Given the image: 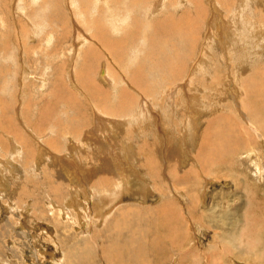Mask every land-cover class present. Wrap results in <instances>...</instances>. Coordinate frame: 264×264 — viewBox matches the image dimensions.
<instances>
[{
  "label": "rangeland",
  "instance_id": "1",
  "mask_svg": "<svg viewBox=\"0 0 264 264\" xmlns=\"http://www.w3.org/2000/svg\"><path fill=\"white\" fill-rule=\"evenodd\" d=\"M80 1L0 0V95L7 104L3 113L0 109L1 126L5 128L7 115L12 132L15 127L23 131L19 125L26 119L35 130L26 128L23 137L17 136L25 152L11 157L13 173L8 168L0 173L6 182L5 189L0 187V204L11 203L0 209V264H264V137H255L247 125L262 127L264 136V5L257 7L264 0ZM112 16L120 20L114 22ZM96 21L100 28L106 26L101 29L105 35ZM94 36L115 50L112 55L104 46L88 52L87 46L98 42ZM240 40L243 44H237ZM164 46L174 67L169 75L159 72L150 79L149 63L156 64L150 51ZM181 54L189 59L182 60ZM130 72L140 84L129 81ZM89 87L100 89L97 98ZM114 107L119 121L128 124H110L111 129L96 116L110 119L101 112ZM192 117L198 121L192 123ZM45 123L56 135L39 132ZM249 152L257 158L250 161ZM65 157L75 162H61ZM2 163L7 166L0 158ZM206 178L211 182L206 184ZM118 182L124 195L109 203ZM99 198L107 200L101 205ZM64 199L68 204L54 209L63 217L48 224L53 231H34V218L54 217L49 203L61 205ZM225 231L237 236L236 245L248 249L253 244L252 255L238 256L237 246L222 245ZM243 236L249 244L240 242ZM157 246L161 249L153 251Z\"/></svg>",
  "mask_w": 264,
  "mask_h": 264
},
{
  "label": "bare ground",
  "instance_id": "2",
  "mask_svg": "<svg viewBox=\"0 0 264 264\" xmlns=\"http://www.w3.org/2000/svg\"><path fill=\"white\" fill-rule=\"evenodd\" d=\"M83 1V2H82ZM92 1V0H91ZM97 1V0H96ZM99 2H100V0H98ZM118 1V0H117ZM123 1V0H122ZM139 1H141V0H139ZM259 1V0H258ZM258 1H256V2H258ZM34 2V1H33ZM81 3H84V0H81L80 1ZM103 2V1H102ZM147 2V1H146ZM159 2V1H158ZM157 2V3H158ZM199 2V1H198ZM235 2V1H234ZM251 2V1H250ZM255 2V1H254ZM261 2V1H260ZM96 3H98V2H96ZM127 3V2H126ZM252 3V2H251ZM262 3V2H261ZM90 4V3H89ZM104 4H105V2H104ZM142 4V3H141ZM183 4V3H182ZM196 4H198V3H196ZM255 4H257V3H255ZM103 5V4H102ZM132 5V4H131ZM135 5H136V3H135ZM161 5V4H160ZM163 5V4H162ZM237 5V4H236ZM252 5V4H251ZM251 5H250V7H251ZM262 6V5H264V3L263 4H257V7L258 6ZM85 6H87V5H85ZM93 7V3L90 5V7ZM101 6V5H100ZM104 6V5H103ZM102 6V7H103ZM181 7H182V5H180ZM228 6H231V5H227L226 7H228ZM89 7V8H90ZM91 7V8H92ZM106 7V6H105ZM125 7V6H124ZM132 7V6H131ZM130 7V8H131ZM134 7V6H133ZM160 7V6H159ZM190 7V6H189ZM234 7V6H233ZM263 7V6H262ZM261 7V8H262ZM82 8V7H81ZM86 8H88V7H86ZM114 8V7H113ZM139 8V7H138ZM149 8V7H148ZM184 8V7H183ZM191 8H194V7H191ZM236 8V7H235ZM256 8V7H255ZM260 8V7H259ZM260 8V9H261ZM115 9V8H114ZM129 9V8H128ZM154 9H155V7H154ZM172 9V8H171ZM240 9V8H239ZM252 9V8H251ZM263 10H264V8H262ZM77 10V9H76ZM75 10V11H76ZM91 10V9H90ZM163 10V9H162ZM166 10V9H165ZM181 10V9H180ZM229 10V9H228ZM231 10V9H230ZM237 10V9H236ZM74 11V12H75ZM88 11V10H87ZM109 11V10H108ZM108 11H105V12H108ZM133 11V10H132ZM179 11V10H178ZM183 11H184V9H183ZM195 11V10H194ZM254 11V10H253ZM21 12V11H20ZM104 12V13H105ZM127 12V11H126ZM130 12V11H129ZM167 12V11H166ZM169 12H171V11H169ZM181 12V11H180ZM230 12V11H229ZM154 12H152L151 14H153ZM173 13V12H172ZM182 13V12H181ZM188 13V12H187ZM197 13H198V11H197ZM196 12H195V14H197ZM234 13V12H233ZM257 13V12H256ZM263 13V12H262ZM131 14V12L129 13V15ZM160 14V13H159ZM162 14V13H161ZM167 14V13H166ZM169 14V13H168ZM174 14H175V12H174ZM182 14H185L184 12L182 13ZM20 15V14H19ZM116 15V14H115ZM118 15V14H117ZM116 15V16H117ZM235 15V14H234ZM264 14H262V16H263ZM99 17H100V15H98ZM97 16V17H98ZM189 16V15H188ZM214 16V15H213ZM230 16V15H229ZM240 16V15H239ZM245 16V15H244ZM21 17V16H20ZM48 17V16H47ZM83 17H85V16H83ZM123 17V16H122ZM160 17V16H159ZM89 18V17H88ZM170 18V17H169ZM178 18H180L179 16H178ZM234 18V17H233ZM262 18V17H261ZM22 19V18H21ZM91 19V18H90ZM110 19V18H109ZM159 19V18H158ZM245 19V18H244ZM258 19H259V17H258ZM95 20V19H94ZM112 20L114 21V22H117V21H119L120 20V18H115L114 16H112ZM122 20V19H121ZM136 20V19H135ZM183 20L185 21V19L183 18ZM263 19H261L260 21H262ZM87 21V20H86ZM182 22V23H185V22ZM196 21V20H195ZM212 21V20H211ZM232 21V20H231ZM245 21V20H244ZM259 21V22H260ZM97 22L99 23V21H96V24H97ZM160 22V21H159ZM213 22V21H212ZM211 22V23H212ZM220 22V21H219ZM259 22H258V24H259ZM86 23V22H85ZM88 23H90V22H88ZM263 23V22H262ZM41 24V23H40ZM95 24V23H94ZM100 24V23H99ZM110 24V23H109ZM196 24V23H195ZM42 25V24H41ZM98 25V24H97ZM97 25H95L94 27H96ZM216 25V24H215ZM225 25V24H224ZM256 25V24H255ZM102 26V25H101ZM189 26V25H188ZM228 26V25H227ZM254 26V25H253ZM98 27H99V29H100V33L101 34H103V32H105V31H107V30H105V31H101V29H105V27L103 26V28L101 27L100 28V26L98 25L96 28L98 29ZM91 29H92V27H90ZM118 28V27H117ZM137 28V27H136ZM159 28V27H158ZM170 28V27H169ZM190 28H192V27H190ZM216 28V27H215ZM223 28H225V27H223ZM249 28V27H248ZM143 29V28H142ZM175 29V28H174ZM187 29V28H186ZM194 29V28H193ZM250 29V28H249ZM84 30H86V29H84ZM92 30H94V29H92ZM96 30V29H95ZM94 30V31H95ZM154 27H152L151 28V31H152V33L154 32ZM172 30V29H171ZM228 30H229V27H228ZM160 31V30H159ZM185 31V30H184ZM230 31V30H229ZM77 32V31H76ZM87 32V31H86ZM90 32H92L91 30H90ZM97 32V31H96ZM110 32H112V31H110ZM120 32V31H119ZM165 32V31H164ZM226 32H228V31H226ZM231 32V31H230ZM243 32V31H242ZM245 32V31H244ZM262 32V31H261ZM98 33V32H97ZM96 33V34H97ZM100 33H98V34H100ZM116 33V32H115ZM128 33V32H127ZM162 33V32H161ZM191 34L190 35H192V33L193 32H190ZM231 33H233V32H231ZM259 33V32H258ZM85 34H87V33H85ZM100 34V35H101ZM163 34V33H162ZM175 34V33H174ZM188 34V33H187ZM217 34V33H216ZM235 34H236V32H235ZM241 34V33H240ZM260 34V33H259ZM98 36V37H101V36ZM103 35H105V34H103ZM177 35V34H176ZM180 35V34H179ZM179 35L178 36H175V39L176 38H178L179 37ZM189 35V34H188ZM218 35V34H217ZM264 34H262L261 36H263ZM182 36H184V35H182L181 34V36L180 37H182ZM186 36V35H185ZM185 36L183 37V39L185 38ZM234 36V35H233ZM84 37V36H83ZM98 37L96 36H94V38H97V40H98V42H95V43H91V45H88L87 46V50H88V52H93V50H95L94 48H96V46H97V48H102L103 46L105 47V49H106V51L108 52V53H110V55H112V52H114L109 46L110 45H108V44H106V43H104V42H102L100 39H98ZM126 37V36H125ZM164 37V36H163ZM166 37H168V35L166 36ZM165 37V38H166ZM194 37V36H193ZM229 37V36H228ZM227 37V38H228ZM245 38H246V35L244 36ZM91 38V37H90ZM107 38L108 39H111V34L110 33H107ZM116 38V37H115ZM188 39H190V37H187ZM241 38H242V36H241ZM254 38V37H253ZM31 39V38H30ZM101 39H103V38H101ZM188 39H186L185 41H187L186 43H188ZM209 39V38H208ZM256 39H257V37H256ZM255 38H254V40H256ZM262 39V38H261ZM104 40H106V39H104ZM158 40V39H157ZM162 40V39H161ZM165 40H167V39H165ZM180 40H182V39H180ZM195 39H193V42H195L194 41ZM230 40H232V38L230 39ZM233 40H236L235 38L233 39ZM232 40V41H233ZM243 40V39H242ZM253 40V42H255ZM257 40H260V39H257ZM262 40H264V39H262ZM261 40V41H262ZM88 41H90V40H88ZM106 41H109V40H106ZM111 41V40H110ZM113 41V40H112ZM177 41H179L178 39H177ZM219 41V40H218ZM217 41V42H218ZM231 41V43H233ZM245 41V40H244ZM154 42V41H153ZM168 42V41H167ZM171 42H173L172 40H171ZM182 42H184L183 40H182ZM179 43V51L181 52L182 50L181 49H183L184 48V45H182L183 43ZM224 42V41H223ZM239 42L241 43L242 42V44H243V41H238V43L237 44H239ZM263 42V41H262ZM261 42V43H262ZM158 43V42H157ZM160 43V42H159ZM219 43V42H218ZM257 44L259 43L258 41L256 42ZM39 44V43H38ZM95 44V45H94ZM156 44V43H155ZM168 44H169V42H168ZM208 44H209V40H208ZM211 44V43H210ZM234 44V43H233ZM236 44V45H237ZM248 44V43H247ZM263 44V43H262ZM261 44V45H262ZM127 45V44H126ZM131 45V44H130ZM129 45V46H130ZM231 45V44H230ZM254 45V44H253ZM155 46V45H154ZM176 46V45H175ZM185 46H189L188 44H185ZM191 46H193V45H191ZM240 46V45H239ZM238 46V47H239ZM243 46V45H242ZM250 46V44H248V47ZM112 47V46H111ZM157 47H158V45H157ZM187 47H186V50H187ZM190 47V46H189ZM237 47V46H236ZM260 47V46H259ZM97 48H96V50H97ZM171 48V47H170ZM194 48V47H193ZM210 48V47H209ZM224 48V47H223ZM251 48V47H250ZM257 47H255V49H256ZM117 49V48H116ZM192 49V48H191ZM233 49H235V48H233ZM237 49V48H236ZM259 49H261V48H258V50ZM263 49V48H262ZM132 50V49H131ZM239 50V49H238ZM251 50H253V49H251ZM250 50V51H251ZM98 51V50H97ZM104 51V50H103ZM189 51V50H188ZM217 51V50H216ZM215 51V52H216ZM248 51V50H247ZM263 51V50H262ZM105 52V51H104ZM221 52V51H220ZM134 53H136V52H134ZM190 53V52H189ZM232 53V52H231ZM252 53V52H251ZM260 53H262V52H260ZM141 54H143V53H141ZM147 54V53H146ZM177 54H178V52H177ZM257 54H259V51H258V53ZM262 54H264V52L262 53ZM261 54V55H262ZM99 55V54H98ZM117 53L116 54H114L113 56H114V59L116 60L117 59ZM136 55V54H135ZM150 55H151V59L154 61V62H156V64H154V63H149V67H148V72L146 73L147 75H148V77L151 79H153L154 80V78L157 76V74L159 73V72H161V76H167V75H169L170 73H171V71H172V69H173V67H174V62H169L168 61V56L170 55V51H169V49H166L165 48V46H164V48H152L151 49V51H150ZM190 55V54H189ZM189 55H187L188 57H189ZM226 55V54H225ZM253 55V54H252ZM105 56V55H104ZM124 56V55H123ZM221 56V55H220ZM256 57H257V55H255ZM97 57V56H96ZM137 57V56H136ZM176 57V56H175ZM182 57H185L186 58V56H183L182 54H181V58ZM226 57V56H225ZM251 57V56H250ZM112 58V57H111ZM137 58H139V57H137ZM197 58V57H196ZM255 58V57H254ZM96 59H98V58H96ZM184 58H182V60H183ZM186 59H189V58H186ZM252 59H253V57H252ZM260 59V58H259ZM144 60H146V59H144ZM170 60V59H169ZM261 60L263 61V59L261 58ZM111 61V60H110ZM171 61V60H170ZM186 61V60H185ZM188 61V60H187ZM225 61V60H224ZM249 61V60H248ZM98 62V61H97ZM147 62V61H146ZM104 63V62H103ZM112 63V62H111ZM125 63V62H124ZM187 63V62H186ZM109 64V63H108ZM146 64H148V63H146ZM226 64V63H225ZM260 64H261V62H260ZM112 65V64H111ZM115 65V64H114ZM143 65V64H142ZM255 65V64H254ZM110 66V65H109ZM194 66V65H193ZM197 66V65H196ZM249 66H250V64H249ZM256 66V65H255ZM114 67V66H113ZM136 67V66H135ZM229 67V66H228ZM254 67V66H253ZM260 67H261V65H260ZM92 68V67H91ZM141 68H142V70L144 69L142 66H140L139 67V69L141 70ZM194 68V67H193ZM96 69V68H95ZM121 69H124L123 67H121ZM227 69V68H226ZM185 70V69H184ZM179 71H181V70H179ZM257 71V70H256ZM89 72V71H88ZM98 72V71H97ZM104 70H102V71H100V74H101V76H105V73L106 72H104ZM182 72V71H181ZM191 72V71H190ZM92 73V72H91ZM179 73V72H178ZM212 73V72H211ZM228 73V72H227ZM258 73V72H257ZM143 74V73H142ZM180 74V73H179ZM183 74V73H182ZM205 74V73H204ZM96 75V74H95ZM192 75H193V73H192ZM218 75V74H217ZM86 76V75H85ZM178 76H180V75H178ZM191 76V75H190ZM204 76V75H203ZM145 77V76H144ZM227 77V79H229V78H231V77H229L228 78V76H226ZM89 78V77H88ZM95 78V77H94ZM128 79H129V81L132 83V84H135V85H138V84H140V83H138L139 82V80H137V78L135 77V74H132L131 72H130V74H129V77H127ZM146 78V77H145ZM40 79V78H39ZM74 79H76V78H74ZM102 79H104L105 80V77L103 78L102 77ZM179 79V78H178ZM189 79H190V77H189ZM243 79V78H242ZM241 79V80H242ZM93 80V79H92ZM103 80V81H104ZM236 80V79H235ZM246 80V79H245ZM41 81V80H40ZM42 81L44 82V77L42 76ZM128 81V82H129ZM141 81V80H140ZM145 81V80H144ZM217 81V80H216ZM215 81V82H216ZM74 82V81H73ZM88 82V81H87ZM91 82H93V81H91ZM106 82V81H105ZM231 82V81H230ZM233 82V81H232ZM237 82V81H236ZM247 82V81H246ZM21 83H23L22 81H21ZM43 84V83H42ZM94 84V83H93ZM98 84V83H97ZM104 84V83H103ZM109 84H111V83H109ZM227 84H229V82L227 83ZM44 85V84H43ZM91 85V83L89 82L88 84H87V88H88V86H90ZM128 85V84H127ZM232 85V84H231ZM40 86V85H39ZM129 86V85H128ZM142 86V85H141ZM225 86V85H224ZM23 87V86H22ZM21 87V88H22ZM26 87V86H25ZM83 87H84V85H83ZM131 87V86H130ZM147 87H149V86H147ZM192 87V86H191ZM232 87V86H231ZM93 88H94V86H93ZM133 88V87H132ZM227 88H229V87H227ZM236 88H237V86H236ZM239 88V87H238ZM23 89L25 90V88L23 87ZM22 89V90H23ZM90 89H92V87H89V91H92V90H90ZM104 89V88H103ZM134 89V88H133ZM163 89V88H162ZM165 89V88H164ZM82 90V89H81ZM105 90V89H104ZM150 90V89H149ZM175 90V89H174ZM230 90H231V88H230ZM100 91V89L99 90H95L94 89V91H92V92H90L89 94L90 95H92L94 98L96 97V93L97 92H99ZM106 91V90H105ZM105 91H104V93H105ZM159 91V90H158ZM232 91V90H231ZM242 91V90H241ZM101 92V91H100ZM103 93V92H102ZM239 93V92H238ZM238 93H236V94H238ZM5 94V93H4ZM46 94V93H45ZM49 94H50V92H49ZM106 94H108V93H106ZM161 94V93H160ZM240 94V93H239ZM66 95V94H65ZM99 95V94H98ZM179 95V94H178ZM1 96V95H0ZM42 97H45L46 95H41ZM67 96V95H66ZM69 96V95H68ZM71 96V95H70ZM105 96V95H104ZM176 96V95H175ZM174 96V97H175ZM7 97V96H6ZM73 97V96H72ZM107 97V96H106ZM119 97V96H118ZM1 100H2V103H1V105H0V109H1V111H2V113H3V111H5V104H6V102L4 103V99H5V96L3 95V93H2V96H1ZM9 98V97H8ZM7 98V99H8ZM50 98H52V97H50ZM65 98H67V97H65ZM64 98V99H65ZM69 98V97H68ZM97 98V97H96ZM110 98V97H109ZM120 98V97H119ZM131 98V97H130ZM70 99H71V97H70ZM101 99V98H100ZM106 99V98H105ZM127 99V98H126ZM179 99V98H178ZM61 99H59L58 101H60ZM89 100V99H88ZM99 100V99H98ZM102 100V99H101ZM103 100H104V98H103ZM239 100V99H238ZM50 101V100H49ZM55 101V100H54ZM70 101V100H69ZM75 101V100H74ZM100 101V100H99ZM123 101V100H122ZM8 102H9V99H8ZM19 102V101H18ZM56 102H57V100H56ZM92 102V101H91ZM93 102H95L96 103V100H93ZM92 102V103H93ZM102 102V101H101ZM107 102V101H106ZM190 102V101H189ZM193 102V101H192ZM239 102V101H238ZM67 103V102H66ZM94 103V105H96ZM109 103V102H108ZM126 103V102H125ZM9 104V103H8ZM22 104V103H21ZM49 104V103H48ZM52 104H54L53 102H52ZM63 104H64V101H63ZM63 104H60V105H62V106H64ZM89 104V103H88ZM106 104V103H105ZM190 104H191V102H190ZM7 105V104H6ZM10 105H11V103H10ZM58 105V104H57ZM100 105V104H99ZM120 105V104H119ZM12 106V105H11ZM53 106V105H52ZM51 106V107H52ZM82 106V108H83V110H85V108H84V106L83 105H81ZM80 106V107H81ZM91 106H93V105H91ZM97 106V105H96ZM111 106V105H110ZM5 107V108H4ZM17 106H15V108H16ZM20 107V106H19ZM23 107V106H22ZM54 107H56V106H54ZM53 107V108H54ZM59 107H61V106H59ZM119 107V106H118ZM140 107V106H139ZM193 107V106H192ZM195 107V106H194ZM8 108V107H7ZM18 108V107H17ZM52 108V109H53ZM65 108H67V107H65ZM82 108H80V110L82 109ZM105 108H108V107H105ZM121 108H122V106H121ZM120 108V110H124V108L123 109H121ZM23 109V108H22ZM57 108H55V110H56ZM64 109V108H63ZM135 109H137V108H135ZM245 109V108H244ZM51 110V109H50ZM67 110H68V108H67ZM67 110H65V111H67ZM79 110V111H80ZM83 110H81V111H83ZM95 110V109H94ZM99 110H101V109H99ZM140 110H142V109H140ZM145 110V109H144ZM196 110V109H195ZM19 111V110H18ZM105 111H107V110H105ZM128 111V110H127ZM132 111V110H131ZM193 111V110H192ZM7 112H9V111H7ZM57 112V111H56ZM63 112V111H62ZM92 112V111H91ZM101 112V111H100ZM124 112V111H123ZM16 113H17V110H16ZM80 113H82V112H80ZM85 112H83V114H84ZM94 113H98V112H95L94 111ZM102 114H103V117H107V116H111V118L110 119H108V118H105V119H103V118H101L100 117V115L99 116H96L95 114H94V116H96V117H98L99 119L98 120H103L104 122H107L106 124L108 125V126H110L111 127V125L110 124H113V126H114V128H115V123H122V124H128L127 123V119H123L122 121H119V116L117 115V111H116V107H114V108H112V109H110V111H107L106 113L105 112H101ZM100 113V114H101ZM122 113V112H121ZM241 113V112H240ZM18 114V113H17ZM40 114V113H39ZM62 114V113H61ZM68 114V113H67ZM67 114H66V116H67ZM93 114V113H92ZM102 114H101V116H102ZM128 116H129V114H128V112L126 113ZM137 114V113H136ZM193 114H194V112H193ZM200 113H198V116H197V114L195 113V116H197L198 118L200 117V115H199ZM4 115V114H3ZM16 115V114H15ZM117 115V116H116ZM114 116H116V119H113L112 117H114ZM126 116V115H125ZM193 116V115H192ZM203 116V115H202ZM14 118V117H13ZM28 118V117H27ZM67 118V117H66ZM115 118V117H114ZM193 119H191V122L193 123V122H197L198 120H196L194 117H192ZM58 120V119H57ZM62 120V119H61ZM60 120V121H61ZM98 120H96L95 121V123L98 121ZM186 120H188V119H186ZM29 121V120H28ZM27 121V119L25 120V122H22V124L21 125H19V127L20 128H22L23 129V131L21 130V129H19V128H17V127H15L16 129L12 132L11 130H10V125H9V117L6 115V119H5V128L3 127V126H1L2 124H3V122H4V120H1L0 119V158L2 159V160H5V162H6V164H7V166L6 165H4V163H2L1 165L2 166H0V173L3 171V169L2 168H8V171H12V173H13V171H14V169H16L15 168V164H14V160H11V157H13L16 153H18V152H20V151H23V152H25V150H24V147L22 146V143L20 142V140H17V136H19V138L20 137H23L24 135H23V132H24V129H26V128H30V129H32L33 128V133H34V127H33V125H30V123ZM38 121V120H37ZM59 120L57 121V123H59L60 122ZM55 122V121H54ZM64 122H65V120H64ZM246 122V121H245ZM263 122V121H262ZM23 123H24V125H23ZM102 124L103 122L101 121V122H99V124ZM186 123H187V121H186ZM198 123H200V121L198 122ZM67 124H68V120H67ZM105 124V125H106ZM115 124V125H114ZM187 124H190V123H187ZM103 125H104V123H103ZM195 124H193V126H194ZM247 125H249L250 127H249V130H251V131H253L254 133H252L253 135H255V137H257L258 135L260 136V137H264L261 133H260V131H259V128H262V127H256L254 124H252V123H250V122H247ZM107 126V127H108ZM117 126V125H116ZM192 126V127H193ZM106 127V128H107ZM118 127H120V125H118ZM117 127V128H118ZM197 127H198V124H197ZM57 128V127H56ZM196 128V127H195ZM109 129V128H108ZM111 129H112V127H111ZM91 130H89V132H88V134L90 133H92V131L90 132ZM93 131H94V129H93ZM107 131H109V130H107ZM244 131V130H243ZM39 132L40 133H44L43 134V136H46V137H52V136H54V135H56V133H55V131L53 130V129H51L49 126H48V123H45V124H43V126H42V128H40L39 129ZM198 132V131H197ZM39 133V134H40ZM63 132H62V130H58V134H62ZM263 133V132H262ZM38 134V133H37ZM83 134H84V132H83ZM86 134V133H85ZM88 134L86 135L87 137H88ZM92 135V134H91ZM195 135H197L196 133H195ZM40 136V135H39ZM85 136V135H84ZM191 136H193V135H191ZM31 137H33V134H32V136ZM204 137V136H203ZM212 137V136H211ZM44 138V137H43ZM93 138H95V137H93ZM193 138V137H192ZM205 138V137H204ZM33 139V138H32ZM36 139V138H35ZM84 139V138H83ZM85 139H86V137H85ZM96 139V138H95ZM102 139V138H101ZM196 139V138H195ZM247 139H249V136H246V141H247ZM42 140V139H41ZM82 140V139H81ZM90 140V139H89ZM94 140V139H93ZM92 140V141H93ZM259 140H261V138L259 139ZM26 140H25V137H24V142H25ZM98 141V140H97ZM202 141V140H201ZM249 141V140H248ZM45 143V142H44ZM88 143V142H87ZM91 143V142H90ZM202 143V142H201ZM41 145H43V143H41ZM126 145V144H125ZM39 148V147H38ZM43 148V147H42ZM71 148H73V146H71ZM76 148V147H75ZM196 148H197V146H196ZM199 148V147H198ZM43 149H45V148H43ZM188 149V148H187ZM40 150V149H39ZM49 150V149H48ZM47 150V151H48ZM78 150V149H77ZM133 150V149H132ZM58 151V150H57ZM130 151V150H129ZM134 151V150H133ZM235 151H236V153L238 152L237 151V149H235ZM253 151V150H252ZM255 151V150H254ZM36 152H37V150H36ZM45 152V151H44ZM50 152V151H49ZM59 152V151H58ZM75 152H78V151H75ZM84 152V151H83ZM130 152H132V151H130ZM67 153V152H66ZM69 153V152H68ZM198 153V152H197ZM235 153V154H236ZM49 154H51V153H49ZM64 154V153H63ZM79 154H81V153H79ZM79 154H77L78 156H79ZM130 154V153H129ZM201 154V153H200ZM40 155H41V152H38V156H37V158H40ZM55 155V154H54ZM67 155V154H66ZM69 156L68 157H70L72 154L70 153V154H68ZM44 156V155H43ZM62 156H65V155H62ZM82 156V155H81ZM259 156V155H258ZM42 157V156H41ZM52 157H54L55 159H61V157L60 158H57V157H55V156H52ZM67 157V158H68ZM76 157V156H75ZM83 157V156H82ZM247 157L250 159V161H252L253 159L252 158H257V155H256V153H254V152H249V153H247ZM36 158V159H37ZM46 158V157H45ZM79 158V157H78ZM52 160V159H51ZM69 160V159H68ZM68 160H66V157H65V160H63L62 159V161L61 162H66V163H68V162H75V159L74 158H72L71 157V159L68 161ZM80 160V159H79ZM78 160V161H79ZM41 161V160H40ZM77 161V162H78ZM42 162V161H41ZM57 162V161H56ZM195 162V161H194ZM58 163V162H57ZM112 163V162H111ZM42 164V163H41ZM41 164H39V166L41 165ZM61 164V163H60ZM79 164V163H78ZM71 165H72V163H71ZM74 165V164H73ZM81 165V164H80ZM55 166V165H54ZM64 166H67V165H64ZM68 166H70V165H68ZM211 166V165H210ZM75 167H76V169H78V166L77 165H75ZM205 167V166H204ZM71 168V167H70ZM65 169V168H64ZM64 169L62 168V170L64 171ZM66 170V169H65ZM86 171V170H85ZM66 172H68V169L66 170ZM74 172V171H73ZM260 172V169H258V173ZM68 173H70V172H68ZM86 173H89L88 171H86ZM135 174V173H134ZM140 174V173H139ZM208 174V173H207ZM24 175H25V173H24ZM27 175V174H26ZM71 176H73V175H71ZM87 176V175H86ZM141 176V175H140ZM14 177V176H13ZM12 177V178H13ZM24 177V176H23ZM89 177V176H88ZM30 178V177H29ZM40 178V177H39ZM66 178H67V176H66ZM73 178V177H72ZM90 178V177H89ZM25 179H26V177H25ZM42 179V178H41ZM124 179V178H123ZM138 179H140V178H138ZM143 180H145L144 178H142ZM213 179V178H212ZM27 180H28V178H27ZM78 180V179H77ZM100 181H101V179H99ZM125 180V179H124ZM30 181V180H29ZM36 181V180H35ZM37 181H39V180H37ZM69 181H70V179H69ZM81 181V180H80ZM94 181H95V179H94ZM122 181V180H121ZM120 181V182H121ZM205 181H206V184H208L209 182H211L210 180H208L207 178L205 179ZM112 182V181H111ZM38 183V182H37ZM43 184V183H42ZM119 184V182L117 183V185ZM147 184V183H146ZM6 182H5V184H4V180L2 179V177H1V175H0V187L2 186L3 187V189H5L6 188ZM22 185V184H21ZM40 185V184H39ZM100 185V184H99ZM114 185V184H113ZM116 185V187H119V188H117V189H115L116 191H113L115 194H116V196L115 197H109V196H107V197H109L108 198V202L109 203H114L115 201H116V198L117 197H119V196H123L124 195V191L123 190H121V186H117ZM144 185V184H143ZM82 186V185H81ZM80 186V187H81ZM84 186V185H83ZM24 187V186H23ZM30 187H33V186H30ZM92 187V186H91ZM148 187V186H147ZM89 188V187H88ZM149 188V187H148ZM34 189V188H33ZM114 189V188H113ZM112 189V190H113ZM126 189V188H125ZM28 190V189H27ZM42 191V190H41ZM34 192H35V190H34ZM151 192V191H150ZM42 193V192H41ZM43 193L45 194V191H43ZM57 193V192H56ZM55 193V194H56ZM88 193V192H87ZM50 194V193H49ZM80 194H85L86 195V199L88 200V198L87 197H89V196H87V194H86V192L84 193L83 192V190H80ZM51 195V194H50ZM73 195V194H72ZM84 195V196H85ZM142 195V194H141ZM203 195H205V194H203ZM202 195V196H203ZM60 196V194H56L55 195V197H59ZM131 196V195H130ZM136 196V195H135ZM206 196V195H205ZM73 197V196H72ZM82 197V196H81ZM92 196H90V198H91ZM144 198V197H143ZM202 199V198H201ZM79 200V199H78ZM107 199H104V198H99V200L98 201H100V204H101V202H105ZM26 203V202H25ZM59 203H61V202H59ZM68 204V199H64V201H63V203L61 204V205H58V204H53V203H49V205H51L52 206V211L55 213V214H52V216H54V217H52V218H50L49 220H43L41 217H39V216H37V219H36V217L34 218L35 220H34V231H36V228L38 229V228H40L41 229V227H44V230L45 231H47L48 233L49 232H51V231H53L52 230V228L48 225L49 223H54V222H52L53 221V219L54 218H57V216H59V217H63V216H60L62 213H60V212H58L57 210H54V209H56L55 207H60V206H62V205H64V204ZM88 203H90V201L88 200ZM76 202H75V204H74V206H72V207H76ZM78 204H80V203H78ZM82 204V203H81ZM83 205V204H82ZM87 205V204H86ZM94 205H95V203H94ZM96 205H98V204H96ZM102 205V204H101ZM205 205V201L203 200V201H200V204H199V206L200 207H203ZM105 206L106 205H104L101 209H105ZM99 207V206H98ZM109 207V209H110V206H108ZM8 209V208H11V203H9L8 201H7V204H5V205H1L0 204V209ZM69 208H71V207H69ZM79 208V207H78ZM96 208H97V206H96ZM100 208V207H99ZM108 209V208H107ZM108 209V210H109ZM258 208H255L252 212H253V217H254V219H257V217H256V210H257ZM26 210V209H25ZM70 210V209H69ZM108 210H106V211H108ZM21 211V210H20ZM51 211V212H52ZM59 211H61V209H59ZM68 211V210H67ZM71 211V210H70ZM17 212H19V211H17ZM103 212H104V210L101 212L102 214H103ZM109 212V211H108ZM68 213V212H67ZM87 213V212H86ZM96 214H100V213H96ZM50 215V214H49ZM86 215V214H85ZM99 216H102L101 214L99 215ZM48 217V216H47ZM58 217V218H59ZM96 217V216H95ZM103 217V216H102ZM58 218H57V220H58ZM70 218H71V216H70ZM78 218V217H77ZM93 218V217H92ZM32 219V218H31ZM79 220V219H78ZM83 220V219H82ZM106 220V219H105ZM80 221V220H79ZM258 221V220H257ZM44 222H47V223H44ZM252 222H254V221H252ZM256 222V221H255ZM14 223V222H13ZM33 223V222H32ZM46 225V226H45ZM48 225V226H47ZM65 226V225H64ZM57 227V229H58V226H56ZM7 229V228H6ZM4 230H5V228H4ZM67 231V230H66ZM168 231V230H167ZM68 232V231H67ZM2 233V232H1ZM0 233V235L2 236V234ZM5 234H7V233H5ZM42 236L43 237H46V235H44V234H42ZM170 236V235H169ZM42 239H44V238H42ZM158 239V238H157ZM159 240V239H158ZM219 240H220V243L222 244V245H227V246H229L230 248H234L235 246H237V249L239 250L238 251V254H236V255H238V256H246V257H248V256H251L252 255V251H254L255 250V246L253 245V244H251L250 246H249V248L248 249H246V248H244V247H241V246H239V245H236L237 243H238V239H237V236L236 235H234L231 231H225V232H223V235H222V238H219ZM39 240H37L36 242H38ZM155 242V241H154ZM240 242L241 243H244V242H246L247 244H249V237H247V236H243L242 238H241V240H240ZM42 243V242H41ZM156 243V242H155ZM177 244H178V242H177ZM152 246H153V244H152ZM152 246H150V247H152ZM158 248L156 249H153V251L154 250H158V249H161V247L160 246H157ZM163 248H164V246H163ZM162 248V249H163ZM152 249V248H151ZM47 250V249H46ZM101 250V249H100ZM100 250H98V251H100ZM86 251V250H85ZM102 251V250H101ZM116 251V250H115ZM160 252H161V250H159ZM104 253V252H103ZM45 255V254H44ZM54 255H56V254H54ZM73 258V257H72ZM117 258V257H116ZM118 259V258H117ZM47 260V259H46ZM120 261V260H119ZM111 262H113V261H111ZM224 262V261H223Z\"/></svg>",
  "mask_w": 264,
  "mask_h": 264
}]
</instances>
